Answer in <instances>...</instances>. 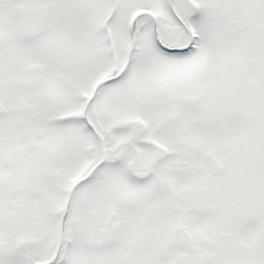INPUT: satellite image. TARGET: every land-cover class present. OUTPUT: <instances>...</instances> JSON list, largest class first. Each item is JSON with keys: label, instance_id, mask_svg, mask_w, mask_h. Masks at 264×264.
<instances>
[{"label": "snow or ice", "instance_id": "1", "mask_svg": "<svg viewBox=\"0 0 264 264\" xmlns=\"http://www.w3.org/2000/svg\"><path fill=\"white\" fill-rule=\"evenodd\" d=\"M0 264H264V0H0Z\"/></svg>", "mask_w": 264, "mask_h": 264}]
</instances>
